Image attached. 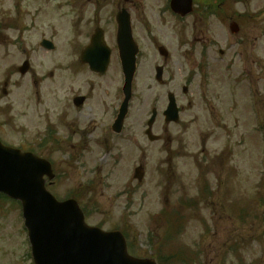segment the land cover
<instances>
[{
  "label": "rangeland",
  "instance_id": "374dc122",
  "mask_svg": "<svg viewBox=\"0 0 264 264\" xmlns=\"http://www.w3.org/2000/svg\"><path fill=\"white\" fill-rule=\"evenodd\" d=\"M0 3L4 6L0 13H4L14 2ZM134 3V28L143 50L133 85L129 123L147 121L153 108L162 113L168 93L176 95L180 123L164 131L162 153L147 160L148 175L138 190L134 188L138 182L133 179V170L139 162L127 157L115 167L116 162L103 163L96 156L73 162L70 155H57L58 172L65 171L61 174L67 175L58 185L65 184L67 178L72 184L93 181L90 193H74L85 196L80 201L87 223L105 231L124 232L132 245L131 254L136 257L153 258L157 246L159 249L173 243L193 264H264V15L257 18V31L249 29L253 27L252 18L243 17L240 38L231 33L228 18H210L212 43L205 55L210 64L206 67L200 64L201 48L193 46V55L190 45L185 46L186 42L195 44L190 37L191 20L181 23L170 13H163L165 0ZM56 4L50 3L51 29L42 36L52 37L55 30L57 42H62L71 34L65 23L58 21ZM27 9L24 2L23 10ZM225 10L232 15L236 11L253 15L264 10V0H227ZM25 21L27 29L30 21ZM181 27L190 33L180 34ZM22 32L0 35V83L10 73L17 84L12 88L13 95L4 99L0 107H10L12 119L18 116L15 125L22 128L13 130L12 120L0 133L8 146L33 150L37 146L27 145L25 139L43 136L42 123H34L38 104L30 93H45L51 82L46 81L42 90L40 85L34 88L33 82L16 75L21 61L30 55V51L26 55L20 49L36 43L40 33L37 28L24 35ZM13 42L20 45L16 53L11 52ZM159 45L171 54L163 85L156 82L154 71L160 60ZM117 68L115 65L113 69ZM190 77L193 82L184 95L183 87ZM119 78L114 82L115 97L123 83ZM5 102L7 105L2 106ZM7 120V116L0 115V124L5 125ZM159 121L165 127L162 117ZM20 132L24 138H20ZM92 169L96 175H91ZM126 183H130L132 191H124ZM65 185L53 189L59 199L71 193L69 183ZM206 190L211 196L206 195ZM12 202L0 199V264H34L21 206ZM163 211L169 215L174 212L185 221L184 228L177 230L179 237H164L170 225L165 216H160Z\"/></svg>",
  "mask_w": 264,
  "mask_h": 264
},
{
  "label": "flooded vegetation",
  "instance_id": "af4514ba",
  "mask_svg": "<svg viewBox=\"0 0 264 264\" xmlns=\"http://www.w3.org/2000/svg\"><path fill=\"white\" fill-rule=\"evenodd\" d=\"M51 1L58 2V7L54 10L55 13L57 11L58 21L64 22L67 32L73 34L61 43V47L53 42L55 30L52 37L42 36V33L51 29ZM211 1L215 0H206L199 8L200 3L194 0L197 9L188 18L191 20V33L187 30L183 32L185 35L190 33V37L197 43L210 41L209 20L219 17L216 13L212 14ZM10 2L16 3L8 5L6 11L0 13L2 31H23L22 35L30 29L37 28L40 31L36 43L31 42L30 46L20 49L26 55L30 51V55L27 60L21 61L22 64L27 62L28 68L27 74L21 75L19 79L33 82L34 88L40 85L42 90L46 81L51 82L45 93H30L38 104L33 116L34 123H42L43 137L27 138L23 141L37 146V150L41 152L37 155L49 160L54 170L57 155H70V161L73 162L82 161L84 158L90 160L96 156L103 163L118 162L115 165L117 167L125 157L139 159L138 161L145 164L153 151H161L157 144L162 139L158 142L147 137L145 140V126L140 122L128 123L130 113L121 124L117 123L123 100L122 96L115 97L114 94V82L118 72L115 73L113 68L115 61L119 60L117 18L124 10L130 14L135 11L132 0H24L28 4L27 11L23 10L24 4H20V0ZM3 7L0 3V12ZM25 19L30 21L27 29H24ZM253 27L257 29L258 25ZM133 34L139 42V48L143 49L139 37L137 38L136 28H133ZM11 45V52L16 53L17 48H20L15 42ZM160 46L157 50L167 63L170 57L165 50H160ZM7 51L5 48V54ZM50 66L53 68L50 69ZM15 73L19 75L20 67ZM13 80L14 78L8 75L0 86V104L13 95L12 88L17 87L15 82L10 83ZM6 105L5 102L2 106ZM17 117H13V130L22 129L15 125ZM6 125L9 124H0V132ZM161 131L160 124L155 122L152 133L158 135ZM19 134L20 138H24L22 132ZM112 167L114 168L113 165ZM113 171L114 169L111 170V176ZM95 172L96 170L92 169L91 175H96ZM66 176L56 174L55 180L46 181L47 188L53 191L65 187L67 183L70 192L90 193L94 188L93 181L72 184L71 178H67L65 184L58 185L57 179ZM126 188L130 187L127 185Z\"/></svg>",
  "mask_w": 264,
  "mask_h": 264
},
{
  "label": "water",
  "instance_id": "95a60500",
  "mask_svg": "<svg viewBox=\"0 0 264 264\" xmlns=\"http://www.w3.org/2000/svg\"><path fill=\"white\" fill-rule=\"evenodd\" d=\"M172 9L186 16L192 11V0H173ZM119 25L129 98L135 73L134 43L129 20L120 18ZM161 76L159 73L158 80ZM170 100L166 115L177 122L174 97ZM50 172L45 161L0 143V192L22 203L35 264H155L129 257L121 234L86 226L76 202H57L45 189L43 178Z\"/></svg>",
  "mask_w": 264,
  "mask_h": 264
},
{
  "label": "trees",
  "instance_id": "16d2710c",
  "mask_svg": "<svg viewBox=\"0 0 264 264\" xmlns=\"http://www.w3.org/2000/svg\"><path fill=\"white\" fill-rule=\"evenodd\" d=\"M166 260L171 262V261H175L176 258L174 256H169V257H167Z\"/></svg>",
  "mask_w": 264,
  "mask_h": 264
}]
</instances>
